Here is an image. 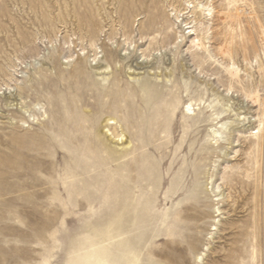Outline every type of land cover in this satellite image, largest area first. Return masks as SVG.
<instances>
[{"label": "rangeland", "instance_id": "obj_1", "mask_svg": "<svg viewBox=\"0 0 264 264\" xmlns=\"http://www.w3.org/2000/svg\"><path fill=\"white\" fill-rule=\"evenodd\" d=\"M119 214L137 264H264V0H0V264Z\"/></svg>", "mask_w": 264, "mask_h": 264}, {"label": "bare ground", "instance_id": "obj_2", "mask_svg": "<svg viewBox=\"0 0 264 264\" xmlns=\"http://www.w3.org/2000/svg\"><path fill=\"white\" fill-rule=\"evenodd\" d=\"M177 15L180 11L176 12ZM178 17V16H177ZM191 44L204 52L207 49L203 45L201 39L195 37ZM230 71L238 74V69L232 64L229 67ZM241 120H245L242 118ZM258 132L256 139L260 140V131H262V123L258 121ZM226 129V127H224ZM218 140H222L221 132L213 131ZM121 139V138H120ZM218 189V187H217ZM221 195V194H220ZM122 216L119 214L113 220L108 221L103 228H90V233L85 239L84 245L72 251L67 264H137L139 261L140 249L135 242L126 237L127 229L121 224ZM200 259V257H198Z\"/></svg>", "mask_w": 264, "mask_h": 264}]
</instances>
